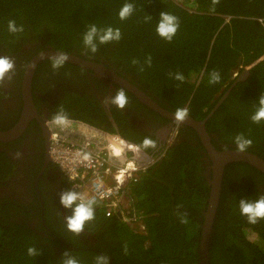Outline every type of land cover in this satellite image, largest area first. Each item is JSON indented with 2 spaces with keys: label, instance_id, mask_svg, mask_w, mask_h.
<instances>
[{
  "label": "trees",
  "instance_id": "trees-1",
  "mask_svg": "<svg viewBox=\"0 0 264 264\" xmlns=\"http://www.w3.org/2000/svg\"><path fill=\"white\" fill-rule=\"evenodd\" d=\"M125 3H132L134 11L129 18L121 20L119 11ZM162 11L179 20V29L170 42L156 32ZM148 16L151 19L146 22ZM10 20H15L17 26L22 25L23 32L10 33ZM93 23L98 28H119L121 39L103 45L97 41L98 50L92 53L83 44V34ZM26 43H41L40 49L74 53L94 62L103 59L109 66L132 76L143 88L167 100L173 109L187 108L189 115L198 121L230 89L207 128L235 148V137L242 134L252 141L246 151L264 160V121L251 120L259 96L264 95V0H218L216 3L213 0H0V48L11 53ZM148 57H151L150 66ZM46 65L52 67L51 61L43 62L39 70ZM63 67L84 73V69L76 66L64 64ZM213 71L219 72L220 80L210 84ZM244 71L249 73L247 79L232 86ZM176 73L183 74L182 82L174 79ZM157 85L163 88L158 89ZM90 106L92 110L97 109ZM87 113H79L64 125H54L56 131L77 142L90 141L96 150L116 159L115 140L94 142L98 134L93 136L88 130L80 138L63 132L67 127L80 129V122L102 130V123L89 115L93 112L87 109ZM71 120L78 123L72 124ZM133 145H123L120 140L116 144L126 158L149 165L142 179L128 191L144 231L126 223L125 213L114 212L104 204L94 206V219L84 228L95 235L97 248H102L103 238H109L107 243L113 254L126 264H199L202 212L209 197V185L198 165L199 157L170 148L161 159L155 153L149 158L146 153L151 149H137ZM52 165L66 189L71 190L59 167ZM255 178L264 180V175L248 164L233 163L225 168L209 264H264V220L249 224L238 206L242 198L255 200L264 195ZM182 218L186 222L182 223ZM5 230L0 227V249L20 248V253L12 254L21 261L17 264L34 263L27 254L29 247L51 254L52 259L44 264H61L62 259L47 249L48 246L38 247L28 240L30 245L24 236L16 237L14 232L9 235ZM65 243L56 244L64 250L93 247L88 240L85 244L80 239L69 238ZM7 264L15 262L9 260Z\"/></svg>",
  "mask_w": 264,
  "mask_h": 264
},
{
  "label": "flooded vegetation",
  "instance_id": "flooded-vegetation-1",
  "mask_svg": "<svg viewBox=\"0 0 264 264\" xmlns=\"http://www.w3.org/2000/svg\"><path fill=\"white\" fill-rule=\"evenodd\" d=\"M39 45L42 44L26 43L11 53L0 48V56H8L15 61L14 72L6 74L4 81L0 83V227L6 229L9 235L14 232L16 237L24 236L29 244L33 242L35 246H48L47 249L61 259L63 253L67 251L74 254L80 264H93L98 255H107L111 260L110 264H126L117 258L115 252L113 254L110 244L107 243L109 238H103L102 248H97L95 235L90 234L87 229L84 228L80 235L68 231L65 217L71 215V210L64 209L59 202L60 193L67 189L49 156L51 135L57 132L51 117L61 108L69 119L78 116L79 113L86 115L87 109H90L93 113L89 115L102 123V130L90 127L87 122H80L81 127L84 126L92 133L96 132L99 138L108 142L111 139L115 140L113 149L116 148L115 157L120 162L126 157L121 155V149L116 146L118 140L123 145L133 143L137 149H151L146 153L149 158L155 153L159 155L157 158L161 159L170 148L179 149V153L190 152L199 157L198 165L201 170L203 169L202 176L208 182L212 173V162L198 131L189 124L191 120H198L189 115L184 123L178 124L173 116L176 110L167 100H162L149 89L143 88L133 81L132 76L121 69L109 66L103 59L96 63L102 64L116 75L136 85L157 104L160 111L137 99L127 88L91 70L78 66L76 67L84 69V73L75 72L68 67L54 70L47 65L39 70L43 62L50 60H43L37 64L30 87L27 89L23 85L30 62L39 53L52 49L43 50ZM119 88L126 90L129 101L122 110L108 103ZM90 104L97 109L92 110ZM214 113L209 118L208 114L199 120L202 122L207 119L205 126L209 145L217 151L236 149L222 140L216 132L208 130L207 123ZM23 121L25 123L16 135L8 136ZM71 123L78 121L71 120ZM83 130L66 129L63 132H70L75 138H80L86 131ZM146 138L153 141V144L146 145L144 143ZM92 141L97 142L95 138ZM257 178H255L257 187L264 194V180ZM94 225L95 222L91 224L92 227ZM19 229H24L25 232L19 233ZM69 238L80 239L85 244L88 240L93 247L64 250L56 244L67 245L65 241ZM21 245L22 243H19V246ZM14 251L20 253L21 250L0 249V264H7L9 260H13L15 264L21 262L16 255L12 256ZM49 258L52 259L51 254L40 252L39 256H31L29 259L34 262L32 264L42 262L44 264Z\"/></svg>",
  "mask_w": 264,
  "mask_h": 264
},
{
  "label": "clouds",
  "instance_id": "clouds-1",
  "mask_svg": "<svg viewBox=\"0 0 264 264\" xmlns=\"http://www.w3.org/2000/svg\"><path fill=\"white\" fill-rule=\"evenodd\" d=\"M218 2V0H213V3ZM134 11V5L132 3H125L119 11V18L121 20H126L129 18ZM151 17L145 18L146 22L150 20ZM179 20L176 16L162 11L159 14V21L156 27L157 34L167 40L171 41L176 35L179 29ZM23 26H17L15 20H10L8 22V31L12 34L23 32ZM121 39V32L119 28H98L95 23L89 24L87 30L83 34V44L86 49L90 50L92 53H96L98 50L97 41L100 45L107 44L113 41L118 42ZM68 56L64 53H57L55 56L50 57L51 66L54 70H58L66 63ZM137 63V61H133ZM147 63L151 65V57H148ZM15 61L8 56H0V83L4 81L6 74L14 72ZM174 79L178 81H183L184 76L181 73H176ZM220 80L219 72L213 71L210 74L209 83L215 84ZM128 96L124 88H119L116 94L110 98L108 103L116 106L119 109H124L128 104ZM174 121L179 123H184L189 117V110L187 108H177L173 113ZM251 120L254 123H259L264 121V95H260L258 98V107L255 113L252 115ZM51 122L55 125H64L69 122V117L63 108L59 109L51 117ZM144 143L153 144V141L146 138ZM236 145V150L238 153L245 152L252 144L250 139L245 138L242 134L237 135L234 141ZM127 159V158H125ZM124 159V161H125ZM116 161L120 162L117 158ZM123 161V162H124ZM122 161L120 163H123ZM60 205L64 209L71 210V215L65 217V222L68 231L76 235H80L84 231V226L87 222L94 219L95 216V200L86 199L84 195L75 190H67L60 193L59 199ZM239 211L242 216L247 218L249 224L255 225L260 220H264V195L258 196L255 200L250 198H242L238 201ZM186 215V214H182ZM181 222H186L185 219H181ZM125 252H127V246H125ZM27 254L29 256L35 257L39 256L40 252L35 247H29L27 249ZM111 260L107 255H98L95 258V264H110ZM61 264H80L77 257L73 256L70 252H64Z\"/></svg>",
  "mask_w": 264,
  "mask_h": 264
},
{
  "label": "built area",
  "instance_id": "built-area-1",
  "mask_svg": "<svg viewBox=\"0 0 264 264\" xmlns=\"http://www.w3.org/2000/svg\"><path fill=\"white\" fill-rule=\"evenodd\" d=\"M49 156L71 190L82 193L86 199H94L95 205L104 204L114 212L125 213L126 223L144 231L128 191L142 179L149 165L134 158L120 163L106 152L96 150L90 141L77 142L59 132L51 135ZM106 215L109 217V213Z\"/></svg>",
  "mask_w": 264,
  "mask_h": 264
},
{
  "label": "water",
  "instance_id": "water-1",
  "mask_svg": "<svg viewBox=\"0 0 264 264\" xmlns=\"http://www.w3.org/2000/svg\"><path fill=\"white\" fill-rule=\"evenodd\" d=\"M57 53H64L69 58L66 63L91 70L93 72L99 73L104 77H107L114 81L116 84L127 88L131 93L135 95V97L149 106L153 107L156 110L160 111V108L157 104L149 98L143 91H141L136 85L130 83L128 80L116 75L112 70L106 68L100 63H96L94 61L81 58L74 53L62 52L54 49H47L38 55H36L33 60L30 62L26 74L24 76V87L29 89L31 79L34 73V70L37 64L43 60H50L49 58L55 56ZM235 75V74H234ZM233 75V76H234ZM249 73L244 71L242 75L236 80V82L232 85L234 86L238 82H242L247 79ZM230 89L226 91V93L221 97L219 102L216 104L212 112L208 115V118L214 113V111L220 106V104L225 100L228 96ZM207 119L205 121H189V124L194 127L201 137L206 149L208 150L209 157L212 162V173L210 178L208 179L209 185V197L207 199L206 210L203 212V224L201 226V236L199 242V264H209V247L211 243V236L213 231L214 220L216 216V212L218 209V204L220 200V193L222 187V181L224 176V171L227 165L231 163H245L248 164L255 169L264 173V160L258 157L257 155L250 152L238 153L236 149H229L225 151H217L211 145H209V136L206 132V124ZM25 123L23 121L17 129H14L8 136L16 135L19 128ZM121 155L125 158V155L121 153ZM117 158V157H116ZM118 159V158H117Z\"/></svg>",
  "mask_w": 264,
  "mask_h": 264
},
{
  "label": "rangeland",
  "instance_id": "rangeland-1",
  "mask_svg": "<svg viewBox=\"0 0 264 264\" xmlns=\"http://www.w3.org/2000/svg\"><path fill=\"white\" fill-rule=\"evenodd\" d=\"M234 76H236V75H234ZM157 88L160 89V88H163V87L157 85ZM81 128H82V129H81ZM81 128H80V130H83V129L86 130V131L83 130L84 133L87 132V129H86V128H84V127H81ZM67 129H69V127H67ZM93 136H95V134H93ZM65 138H66V137H65ZM95 139H96V141H98V140H104V139L99 138L98 136H95ZM103 144H105V143H103Z\"/></svg>",
  "mask_w": 264,
  "mask_h": 264
},
{
  "label": "crops",
  "instance_id": "crops-1",
  "mask_svg": "<svg viewBox=\"0 0 264 264\" xmlns=\"http://www.w3.org/2000/svg\"><path fill=\"white\" fill-rule=\"evenodd\" d=\"M93 134H95V133H93ZM75 137V136H74ZM75 140V139H74ZM119 149H121L120 147H118Z\"/></svg>",
  "mask_w": 264,
  "mask_h": 264
}]
</instances>
